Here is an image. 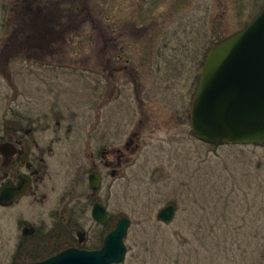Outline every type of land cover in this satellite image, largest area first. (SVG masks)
<instances>
[{
    "label": "rangeland",
    "instance_id": "rangeland-1",
    "mask_svg": "<svg viewBox=\"0 0 264 264\" xmlns=\"http://www.w3.org/2000/svg\"><path fill=\"white\" fill-rule=\"evenodd\" d=\"M263 7L264 0H0V27L10 22L7 35L0 29V44L16 32L41 41L48 25L53 41L37 53L61 57V73L39 74L37 89L25 84L15 105L47 97L65 107L68 122L90 118L79 105H113L114 125L130 120L129 137L136 130L142 141L128 185L119 180L114 189L115 219L127 212L133 223L123 264H264V145H208L173 114L187 118L176 105L192 102L194 76L213 42L241 32ZM111 54L142 75L141 126L131 121L136 103L119 96L123 74L109 75L106 84L96 64ZM74 128L66 133H82ZM171 202L179 206L176 220L160 224L157 215ZM10 248L0 234V264H11Z\"/></svg>",
    "mask_w": 264,
    "mask_h": 264
},
{
    "label": "flooded vegetation",
    "instance_id": "flooded-vegetation-1",
    "mask_svg": "<svg viewBox=\"0 0 264 264\" xmlns=\"http://www.w3.org/2000/svg\"><path fill=\"white\" fill-rule=\"evenodd\" d=\"M42 11L39 7L37 16ZM49 12L53 17L54 12ZM9 23L2 22L3 35L9 33L4 32L9 29ZM47 27H42L46 32L41 41L36 37L22 38L19 31L11 40L4 37L0 44V98L4 104L0 105V234L6 248L13 247V251L10 248L11 264L41 263L70 249L100 250L105 237L116 227L113 210L115 184L123 180L128 185L126 171L142 150V141L136 130L129 137L130 120L123 121L120 128L114 125L113 105H79L83 111L90 110V118H70V122L63 117L65 107L53 105V100L49 102L47 97L29 105H15L17 96L22 94L21 89L27 87V83L32 85L39 74L46 77L47 74L61 73V57L37 53L39 45L45 46L50 39L53 41L48 36L53 27ZM230 37H219L212 47ZM27 50L31 52L26 53ZM206 58L199 74L194 76L197 77L196 89ZM129 62L111 54L96 64L103 68L106 84H110V77L123 74L119 96L136 103L131 105V121L140 125L144 122V113L140 114L141 104H146L141 97L144 94V90L141 93L142 75L138 76L137 70L130 73L127 70ZM99 71L91 69L90 74L96 76ZM45 86L48 87V82ZM97 89L99 86L96 85ZM191 92L193 94V89ZM194 97L195 94L190 105H176L183 107L187 118L178 117L177 110L173 113L177 123L190 124L191 135ZM39 103L48 106L37 108ZM73 126L77 131L82 128V133H66V129L70 131ZM98 206L108 216L104 224L98 223L94 217V209ZM169 206L175 207L172 224L179 211L176 202L167 204L159 213ZM125 218L130 221L129 233L133 223L127 212L116 221ZM39 247L51 249L36 259L25 258L27 251Z\"/></svg>",
    "mask_w": 264,
    "mask_h": 264
},
{
    "label": "water",
    "instance_id": "water-1",
    "mask_svg": "<svg viewBox=\"0 0 264 264\" xmlns=\"http://www.w3.org/2000/svg\"><path fill=\"white\" fill-rule=\"evenodd\" d=\"M192 130L203 143L218 146L264 144V10L242 32L214 47L204 63L192 108ZM174 206L158 220L170 224ZM98 223L107 214L94 209ZM130 221L122 219L98 251L70 249L36 264H123Z\"/></svg>",
    "mask_w": 264,
    "mask_h": 264
},
{
    "label": "trees",
    "instance_id": "trees-1",
    "mask_svg": "<svg viewBox=\"0 0 264 264\" xmlns=\"http://www.w3.org/2000/svg\"><path fill=\"white\" fill-rule=\"evenodd\" d=\"M221 44V43H220ZM215 45V44H214ZM219 45V44H217ZM209 53V52H208ZM63 246V244H61V247ZM50 247H42V248H36V249H32V251H27L24 256L25 258H30V259H33V258H37V257H40L41 255H43L44 253H47L48 251H50Z\"/></svg>",
    "mask_w": 264,
    "mask_h": 264
}]
</instances>
